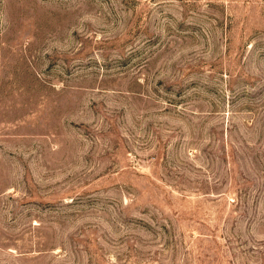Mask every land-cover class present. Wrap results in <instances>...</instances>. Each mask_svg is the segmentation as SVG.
<instances>
[{"label":"rangeland","instance_id":"rangeland-1","mask_svg":"<svg viewBox=\"0 0 264 264\" xmlns=\"http://www.w3.org/2000/svg\"><path fill=\"white\" fill-rule=\"evenodd\" d=\"M0 264H264V0H0Z\"/></svg>","mask_w":264,"mask_h":264}]
</instances>
